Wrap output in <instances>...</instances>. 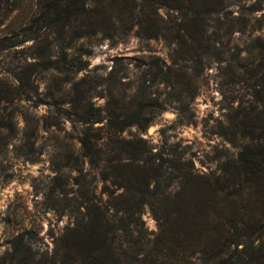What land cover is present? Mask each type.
Instances as JSON below:
<instances>
[{
  "label": "trees",
  "instance_id": "1",
  "mask_svg": "<svg viewBox=\"0 0 264 264\" xmlns=\"http://www.w3.org/2000/svg\"><path fill=\"white\" fill-rule=\"evenodd\" d=\"M227 7L226 0H40L39 12L27 27L0 39V53L33 40L35 65L66 72L75 95V120L83 125L82 154L99 169L108 195L105 207L86 205L51 255L38 257L19 236L11 256L0 258V264H264V36L256 38L262 60L252 68L260 109L251 120L259 128L251 129V142L222 162L219 173L202 174L192 159L158 154L147 139L122 135L134 125L145 130L153 118L150 108L165 109L164 101L148 91L155 79L144 78L130 104H124L127 109L111 110L105 126L95 128L104 117L84 104L86 76L75 77L89 65L76 49L79 40L133 30L174 44L176 64L203 66L225 32L221 17ZM214 18L220 22L218 31ZM57 40L62 56L54 58L52 44ZM160 70L169 83L173 71ZM9 71L2 75L0 68V81L9 76L18 80L20 85L13 87L17 93H23L25 79L35 88L30 72ZM3 92L0 87V106L9 100ZM145 206L157 221L155 233L142 217Z\"/></svg>",
  "mask_w": 264,
  "mask_h": 264
},
{
  "label": "rangeland",
  "instance_id": "2",
  "mask_svg": "<svg viewBox=\"0 0 264 264\" xmlns=\"http://www.w3.org/2000/svg\"><path fill=\"white\" fill-rule=\"evenodd\" d=\"M39 2L0 0V39L27 27L39 12ZM226 4L221 17L225 32L203 66L176 64L174 44L141 37L135 30L79 40L76 49L89 65L75 77L86 76L89 92L84 104L104 117L94 127H104L111 110L127 109L124 104H130L144 78L155 79L148 91L164 101L165 109L150 108L153 118L145 130L134 125L122 135L147 139L158 154L192 159L202 174L219 173L222 162L251 142V129L259 128L251 120L260 109L254 100L257 78L252 68L262 60L256 38L264 36V0ZM212 23L218 31L217 18ZM57 41L52 44L54 58L62 56ZM32 44L27 40L0 53L2 75L12 69L30 72L35 84L31 88L25 79L19 94L13 88L20 85L18 80L9 76L0 81L9 99L0 106L5 123L0 126V258L11 256L19 236L38 257L51 255L87 204L105 207L108 200L99 169L81 151L83 125L75 120L72 84L66 72L35 65L32 55L37 48ZM161 68L173 71L169 83ZM142 217L148 231L155 233L157 221L148 206Z\"/></svg>",
  "mask_w": 264,
  "mask_h": 264
}]
</instances>
